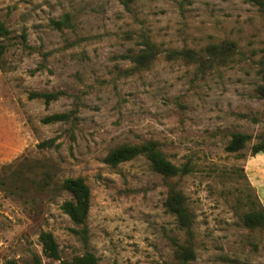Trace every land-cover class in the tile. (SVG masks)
<instances>
[{"label": "rangeland", "instance_id": "374dc122", "mask_svg": "<svg viewBox=\"0 0 264 264\" xmlns=\"http://www.w3.org/2000/svg\"><path fill=\"white\" fill-rule=\"evenodd\" d=\"M69 14L71 24L52 20ZM0 264H71L91 252L96 264H178L190 237L164 205L181 191L194 215L189 264H264V230L244 214L264 208V6L245 0H0ZM158 47L156 60L133 71L122 55ZM232 41L226 63L200 66L172 51L201 52ZM33 92H60L46 103ZM69 112L68 121L45 123ZM232 132L253 136L239 152ZM47 139L52 145L39 146ZM156 140L172 162L191 171L167 177L144 156L118 165L106 155L121 144ZM91 190L82 229L61 209L67 177ZM45 178V179H44ZM46 179H48L46 181ZM54 234L60 257H48L40 234Z\"/></svg>", "mask_w": 264, "mask_h": 264}, {"label": "trees", "instance_id": "16d2710c", "mask_svg": "<svg viewBox=\"0 0 264 264\" xmlns=\"http://www.w3.org/2000/svg\"><path fill=\"white\" fill-rule=\"evenodd\" d=\"M257 4L260 8L264 6V0H245ZM54 26L58 29L62 25H70L71 20L69 14H66L64 19L52 20ZM10 31L0 21V37H7ZM143 47L139 50L131 49L129 53L122 55V58L129 59L133 63L131 68L133 71H139L149 67L155 60L159 52L155 42L150 38H143ZM7 45L0 43V55L7 51ZM236 45L232 41H223L218 44H212L204 48V54L195 51L194 49L174 50L171 53L173 58H183L190 63H199L200 66L216 65L226 63L229 57L234 53ZM260 69L262 73V82L255 88V95L264 99V54L261 57ZM60 92H33L31 97H42L46 103L58 98ZM71 117L69 112L53 113L45 116V123L68 121ZM254 139L252 135L242 132H232L231 137L226 145V150L229 152H239L244 149L248 143ZM255 141L251 146V155L264 153V132L255 137ZM53 140L47 139L39 144V146L52 145ZM138 156H144L150 163L153 170L167 177H175L184 175L191 171V166L187 162L178 165L167 158L165 153L159 147L156 140H146L141 144H121L112 149L105 157V162L110 165H118L119 163L132 160ZM45 179V178H44ZM48 179H46L47 181ZM61 188L67 191L71 198L66 199L61 204V209L70 216L73 222L83 225L82 229L74 230L77 234L82 235V238H87L86 220L88 218L91 206V190L86 180L82 176L67 177L61 182ZM166 210L175 216L180 229L185 231L190 237L183 243L177 244L176 254L179 260L178 264H189L196 258L194 244L191 240L194 226V215L189 210L186 197L181 191L171 189L169 196L164 203ZM244 223L248 227H260L264 230V208L255 207L254 209L244 214ZM40 241L43 250L48 257L59 258V244L50 231H43L40 234ZM4 264H17L15 259H8ZM32 264H41L40 259L35 256ZM71 264H96V257L91 252H86L83 257H77Z\"/></svg>", "mask_w": 264, "mask_h": 264}]
</instances>
